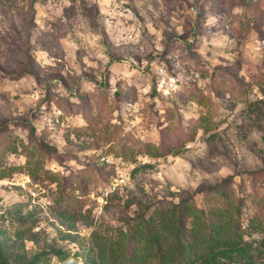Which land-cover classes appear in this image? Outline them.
Instances as JSON below:
<instances>
[{
    "label": "rangeland",
    "instance_id": "obj_1",
    "mask_svg": "<svg viewBox=\"0 0 264 264\" xmlns=\"http://www.w3.org/2000/svg\"><path fill=\"white\" fill-rule=\"evenodd\" d=\"M185 205L264 257V0H0V264H132Z\"/></svg>",
    "mask_w": 264,
    "mask_h": 264
},
{
    "label": "trees",
    "instance_id": "obj_2",
    "mask_svg": "<svg viewBox=\"0 0 264 264\" xmlns=\"http://www.w3.org/2000/svg\"><path fill=\"white\" fill-rule=\"evenodd\" d=\"M145 147L150 148L148 152L153 157L160 156L155 145ZM14 152L16 153V150ZM65 215L66 213H61V216ZM151 218H144L143 224L135 227L137 229L133 228L132 237L121 232L120 240L117 241L119 245L110 244L109 257L106 256L105 250L101 251L100 260L123 261L124 253L116 252L115 247H122V243L131 239L134 254L129 261L132 264H146L147 256H143L145 251L148 256L153 254L158 264H264L263 253L255 246L257 243L244 238V227L240 220L231 217V224L213 221L206 223L200 213L189 205L182 208L179 221L175 218L172 222L163 217L166 220L158 223L153 222ZM252 228L256 233L260 230V225H252ZM167 236L173 239L170 244L162 239Z\"/></svg>",
    "mask_w": 264,
    "mask_h": 264
}]
</instances>
